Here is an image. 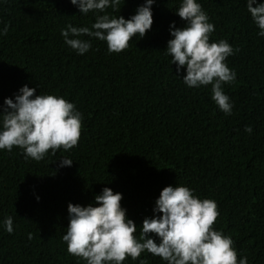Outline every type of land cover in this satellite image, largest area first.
Returning a JSON list of instances; mask_svg holds the SVG:
<instances>
[{"label":"trees","instance_id":"obj_1","mask_svg":"<svg viewBox=\"0 0 264 264\" xmlns=\"http://www.w3.org/2000/svg\"><path fill=\"white\" fill-rule=\"evenodd\" d=\"M197 2L214 24L210 43L226 40L234 50L225 63L236 79L222 84L233 104L230 115L213 101L211 84L189 88L184 69L178 73L171 64L170 24L186 23L176 14L181 0H155L151 29L119 53L82 36L92 43L83 55L64 43L61 29L91 28L105 13L129 19L145 0H120L115 9L86 15L70 0L0 2V29L8 25L0 36V111L5 98L15 100L27 85L34 95L64 97L82 114L71 149H50L40 161L26 159L18 146L0 150V264H86L62 240L69 203H94L105 187L119 192L138 237L169 185L215 200L213 228L233 239L237 260L264 264V37L257 35L247 0ZM62 158L72 165L61 167ZM8 216L11 234L3 223ZM141 260L166 264L147 251L122 264Z\"/></svg>","mask_w":264,"mask_h":264},{"label":"clouds","instance_id":"obj_2","mask_svg":"<svg viewBox=\"0 0 264 264\" xmlns=\"http://www.w3.org/2000/svg\"><path fill=\"white\" fill-rule=\"evenodd\" d=\"M70 2L86 15L90 11L104 13L109 6L115 9L120 0ZM154 2L145 0L129 19L110 18L105 13L96 16L91 28L68 24L61 29V36L79 55L92 47L91 39H82V36L104 41L109 53H119L136 34L142 38L151 29ZM246 7L259 29L257 35L264 37V2L247 0ZM176 14L186 23L182 28H176L175 22L170 24L173 38L167 42L166 52L171 56V64H176L178 73L184 69L186 74L182 81L187 87L211 84L213 101L222 112L230 115L233 104L222 84L236 79V72L225 63L226 58L233 55V47L226 40L210 43L214 24L209 22L197 0H181ZM7 32L5 24L0 36ZM35 91L24 85L15 100L5 98L0 111V150L11 151L13 146H18L26 159L40 161L50 149L55 153L61 147L68 150L78 144L82 114L62 96L34 95ZM245 131L251 133L252 128L246 127ZM72 163L71 159L62 158L60 166ZM121 200V193L105 187L94 197V203L87 206L68 204L69 223L62 240L69 254L84 259L86 264H122L126 257L136 260L144 251L160 257L166 264H247L246 257L237 260L233 239L213 228L219 215L216 201L200 199L188 186L169 185L162 189L155 200L154 215L143 220L138 237L134 235L137 226L127 218ZM3 223L5 231L11 234L12 217H6ZM150 234H155L157 239Z\"/></svg>","mask_w":264,"mask_h":264}]
</instances>
